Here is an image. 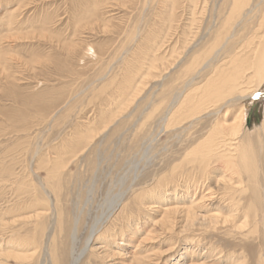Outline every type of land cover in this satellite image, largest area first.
Returning a JSON list of instances; mask_svg holds the SVG:
<instances>
[{
    "label": "rangeland",
    "instance_id": "obj_1",
    "mask_svg": "<svg viewBox=\"0 0 264 264\" xmlns=\"http://www.w3.org/2000/svg\"><path fill=\"white\" fill-rule=\"evenodd\" d=\"M210 1L209 5L205 6V15L200 16L199 33L208 36L209 27L212 32H215V29L223 25L225 21L224 24L234 26L236 30V44L233 45L232 41L234 48H240L244 42H247L251 44V48L254 47L246 49L249 54L253 53L254 49L259 51L264 41V0H254L253 5H258L257 19L253 17L254 19L249 22L245 21L246 23L243 22V24H239V19L233 20V18L230 21L231 18H228L230 8L228 4L231 0ZM166 3L171 6V0H99V2L98 0H0V36L4 40L0 49L2 52V64H0V220L2 221H0V253L12 252L13 249L17 253L20 252L21 244L29 235L26 230L32 237L35 235L33 224L25 221L10 226L11 228L3 225L22 217L17 216L20 212L18 209L24 206L23 202L27 204L29 202L27 200L30 199L26 196L27 194H23L24 191L30 194L37 191L42 195V191H46L48 197L54 201L57 215L61 213L60 208L63 207L71 223L80 217L78 228L84 229L81 234L82 240L96 216L110 208L111 199L113 201L119 192L132 187L125 198L127 208L124 212L121 209L116 211L107 223L109 227L105 225V228H108L107 236L118 235L120 231H123L124 240H126L124 243L117 242L119 246L116 247L117 249L114 247L124 255L117 259L111 257L110 264L112 262L132 264L131 262L134 261L138 264V260L142 262L141 264H189L193 260H200L203 254H208L210 249L212 251L216 247L223 249L225 253L230 252L232 256L241 255L239 249L231 246V243H234L231 241L233 226L221 227L220 232H216V236L211 238L208 227L191 222L188 224L185 213L171 215L167 221H162L160 217L162 210L159 209L161 208L159 207L161 201L158 199L159 196L168 194L166 197L170 199L169 193L181 182L180 175L183 172L187 173V167L183 166L184 168L179 169L182 164V155L186 154L183 152L185 149L179 143L180 141L168 132L160 133V124L157 123L159 117L158 119H147L148 113L145 112L150 100L157 102L162 100L163 90L168 86H174L175 84L171 83L173 77L179 70L186 67L187 58H181L180 62L173 67L169 66L173 60L167 65H165L166 61L162 60L159 62L164 69L158 68L150 72L152 76H147L146 65L149 59L155 56L156 59L164 57L168 61L171 50L179 49L176 46L180 47L181 40H183V37L180 38L181 27L178 29L179 18L170 23V27L173 26L172 30H166L167 17L170 18L167 14L170 9ZM182 12L179 10L176 15L179 17ZM11 14H18L21 23L12 33H7L5 24L7 25ZM183 14L186 24L190 16ZM48 18L49 21H46ZM259 21H263V24L259 25ZM212 22H214L213 25ZM237 24L239 25L236 28ZM193 29L196 30L195 26ZM159 37L162 39L159 40ZM59 40L61 44H68L74 40L77 46L76 54L80 57L91 46L100 54L98 61L90 57L80 63L77 61L79 57L73 58L71 50L62 51L60 49L58 43L55 42ZM153 43L157 46L154 47ZM160 47L163 48L160 50ZM63 61L70 63L74 72L59 71ZM177 61L179 59L175 55V64ZM4 65L10 66V73L3 70ZM139 67L144 68L140 70ZM156 75L161 78L153 80L151 77ZM10 76L16 78L12 79ZM159 81L160 83H157ZM261 90L264 91V86ZM262 94L257 97L258 99L246 101V105L248 103L247 120L249 118L247 125L252 130L264 118V92ZM106 126H108L107 129H104ZM87 129L90 130L89 137L91 138L87 139V135L85 136L86 142L90 144L88 150L76 159L70 158L73 156L71 149H81L71 144L77 137L75 135ZM63 145H66V148ZM62 154L66 155L63 157ZM59 155L58 159L67 158L65 162L68 168L61 172L58 176L59 180L57 178L50 180L47 170L41 169L44 167H39L38 163L44 157L45 162L50 157L57 158ZM137 171L138 180L134 182L133 178ZM28 173H30L29 176ZM36 184L39 191L34 187ZM23 185H25L24 188ZM180 192L179 190L180 198L186 199L184 191ZM134 194L136 196L141 194V197H135ZM57 197L62 198L58 208L55 201ZM33 200L32 197L30 201ZM20 203L22 206L19 205ZM150 204L158 205V208L149 209L146 205ZM160 206L163 207V205ZM139 207L142 210H138ZM34 208L30 211L31 213L34 212ZM40 208L45 209V207ZM16 209L19 212L15 215ZM44 220H46L45 227H49L46 235L51 236L54 232V217L51 221ZM156 220L159 223L162 222V225ZM181 228L184 232L180 231ZM133 233H136L135 238L129 241ZM41 240L47 247L48 238L44 236ZM140 240L141 246L137 247ZM197 240L200 247H197ZM1 247H4L2 248L4 252ZM49 252L47 248L40 258V263L36 260L31 263L48 264L49 262L52 264ZM136 252L141 253V255L137 254V257L140 256L137 260L132 257ZM99 260L94 261L93 258L88 259L86 256L82 264H109L108 261ZM6 262L8 264H31L24 261L18 262L13 258H8Z\"/></svg>",
    "mask_w": 264,
    "mask_h": 264
},
{
    "label": "bare ground",
    "instance_id": "obj_2",
    "mask_svg": "<svg viewBox=\"0 0 264 264\" xmlns=\"http://www.w3.org/2000/svg\"><path fill=\"white\" fill-rule=\"evenodd\" d=\"M209 1L210 0H173V1L171 0V6L166 3L170 9L169 11H167L169 12L167 14L169 15L170 18L168 19L167 17L168 21L166 22L168 23L166 24L168 25L166 27V30L167 31L170 30L173 27V26L170 27L171 25L170 23L173 22L174 19L176 20L179 18L178 22L180 26L178 24L177 25H178V29H180L181 27L180 38L183 37L182 38L183 40H181L180 47L178 45L176 46L179 49L177 50L175 49V51L171 50L170 52L171 56H169L168 61L165 60L164 57H162L163 58L162 59L159 56L161 59L159 58L156 59L154 58L155 56H153L151 57L152 59H149V63L147 65L145 64L147 66V71H148V73L146 72L147 76H152L153 74L150 72H154L158 68L164 69V67H162L163 65L159 61L162 62V60H164L166 61L165 65H167L170 63V61L173 60L172 63L173 62L174 63L169 64L170 67H173V65L176 66L180 62L181 58H187V61L185 63L186 67L184 69L179 70V72L176 73L177 75L174 76L172 79L171 83H174L175 85L168 86V88L163 90L161 96L162 100L160 102L150 100L147 107L145 108V112L148 113L147 119H154V118L158 119L159 117L160 123L159 122L157 123L160 124L159 125L160 127L159 126L157 127H159L160 129V133L168 132L170 133V135L178 139L180 141L178 142L182 144L181 146H183L185 149V151H183L184 154L186 153L185 155H182L183 156L181 158L182 164L179 166L180 167L179 169H182V167L185 166L187 167L186 168L187 173L184 174L183 172L180 175L181 182L180 184H178L177 187L175 186L176 189L172 190L169 193L170 194L169 196H171L170 199L166 197L168 194L159 196L158 199H160L161 201L160 203L159 201L157 203L163 205V207L159 205V207H161L159 209L162 210V213L160 211L159 212L162 215L161 216L158 214L156 215L160 216L162 221H167L169 220V217L171 215L174 216L185 213L187 214L186 217L187 223L188 222L189 223L191 222L192 224L197 223L202 227L203 226L208 227V229H210L209 236L211 238H214V236H216V232H218L221 227H226L228 225H230L231 227L233 226L234 231L233 232L231 231L233 233L231 241H234V243L232 242L231 246L233 245L234 249L235 248L239 249V251H241L240 252L241 255L232 256L230 255V252L225 253L223 249L216 247L214 245L216 247L213 248L214 250L212 251L211 249L210 251L207 250L208 254L205 255L203 254L200 260L198 261L193 260L189 264H264V118L262 119L261 123L258 126H255V129L252 130V128L248 127L247 125L248 103L246 105L247 100L260 97L261 95H263L262 92H264L263 90H261V88L264 86V41L262 43L260 42L261 45L259 47V51H257V49L256 50L254 49L255 51L253 50V53L250 54L248 53V50L246 51L248 47L251 48L250 43L244 42L243 43L244 45L241 46L240 43L241 41H240L239 43L241 47L239 46L240 48L238 47L234 48L232 46V41H233V45H235L236 44L235 38L237 36V33L235 32L236 30L234 26L230 27L229 25L224 24L225 21L223 25L215 29L216 30L215 32H212V30L209 27L207 29L209 33L208 36H206V34L204 36L203 34H201V32L199 33L198 23L201 20L200 16L205 15L206 13L205 6L209 5ZM254 2H255L254 0H231L228 4V7H230L228 18H231L230 21H232L233 18H234L233 20L239 19L240 20L239 24H243V22L245 21L249 22L252 19H254L257 16L256 11L258 9V5L256 6L253 5ZM179 10L183 11L182 14L185 13V15L190 16L189 17L190 19H188V21L186 20L187 22L186 24L184 23V14L183 15L180 14L179 17L178 15H176ZM11 15L12 16L9 17V21L7 22V25L5 24L8 31L7 33H12L14 30H16L19 23H21V20L18 19V14L17 15L11 14ZM46 21H49V18ZM263 21H259L260 22L259 25L263 24ZM163 22L165 23V21ZM213 23L214 22H212V25ZM239 24H237L236 28L238 27ZM173 25L175 24L173 23ZM182 25H184V27H182ZM194 26L196 30L193 29ZM43 28L45 27L43 26ZM171 35L173 36L172 33ZM159 36L161 35L159 34ZM1 37L2 36H0V49L2 47L1 43L2 41H4L3 38ZM166 38L167 37H165V39ZM161 39L162 38H160L159 40ZM170 39H172V37ZM60 40L59 42L55 41L58 43L57 45L60 46V49L62 51L64 49L71 50L70 52L73 58L79 57L77 61H79L80 63L82 61L84 62L90 57L98 61L100 54H98L97 51L94 50V48H92L91 46H89L86 49L87 51L84 52L80 57L76 54L77 46L74 40H72L68 44H61L62 42H60ZM161 44L163 45V43ZM153 46L156 47L157 44L155 46L153 43ZM161 48L163 47H160V50ZM147 52L149 51L147 50ZM162 52L164 51L162 50ZM152 53L153 51L151 52V54ZM175 55L179 59V61H177L176 64H175ZM1 56H2V52L0 50V64H2ZM155 62L157 64L160 63V65H156ZM3 68L4 71L10 73L9 72L10 66L4 65ZM143 68H140V70L141 69L143 70ZM63 70L64 71L69 70L70 72L73 71L74 69L72 66H70V63L63 61L62 67L59 69V71L63 72ZM10 78L15 79L16 77L10 76ZM151 78L153 80H158L161 78V76L156 75ZM162 79H164V77H162ZM157 83H160V81ZM125 88L127 89L126 86ZM107 127L108 126H106L104 129H107ZM159 129H157V131H159ZM81 131L82 132L84 131V133L82 132L81 134L77 133V135H75L77 137H75L74 139L72 138L73 143H71L72 141L70 142L71 144L74 145V147L77 146V148L79 149L81 148L80 150L78 149L73 150L69 148V150L71 149L73 154V156L70 157L72 159H76L82 154H84V152L88 150L89 148L88 146L90 145L85 140L86 135H87V139L88 138L91 139L89 137L90 130L87 129ZM63 146L65 147L66 145ZM66 154H62L63 157ZM49 156L51 155L49 154ZM52 157L47 159V161L45 162H44L45 157L43 158L44 160L40 159L38 165L39 167H44L41 169L47 170L48 179L54 180L55 178H57V180H59L58 176L61 175V172L63 170L68 168V164H66L65 162L67 158L58 159L60 158V155L57 158H52ZM11 174L12 173H10V175ZM29 174L30 173H28V176ZM138 175L139 173L137 171L136 175L133 178L134 182L138 180L137 179ZM172 179H174V175ZM165 180L163 181L164 183L166 182ZM168 181L169 180H167V182ZM24 186L25 185H23V188ZM34 187L38 190L37 184L34 185ZM54 189L56 190V188ZM131 190L132 187L125 190L124 192H119V194H117V196L115 197V199H113V201L111 199L110 208H108L106 211L101 212L100 215L96 216L94 221H92L91 225L88 227L89 228L88 233L85 234L86 236L84 238L82 237V240H81V234L83 233L84 229L78 228V226H80L79 225L80 217H77L71 223V220L68 219V217H66L64 209H62L63 207L60 208L62 215L61 213L57 215V212L55 213L56 207L54 201H52V199L48 197L49 195L46 191L44 192L42 191L43 195L37 191L34 194L32 193L30 194L29 192L24 191L23 194H27L26 196L30 197V199L27 200L29 202H27V204L23 202L24 206H22L21 203L19 204L22 206V207L20 206L21 208L19 207L20 209H18L20 212L17 209L15 210V215L16 212H19L17 216L18 217L22 216V217H20L19 219L15 218L16 220L14 219L13 221L11 222L9 221L8 223L3 225L5 227L8 226L9 228L10 226H15L21 224L22 221H25L28 224L31 225L33 224V230H35V235L32 237L29 231L26 230V232H28V234L31 237H29V235H27L26 237L24 236L26 240L24 243L21 244L22 247L20 246L21 251L17 253L13 249L12 252H5V253L1 252L0 264H8L6 262L8 258H13L18 262L24 261L31 263L33 262V260H36V262L40 263L39 262L41 260L40 258H42V255L44 254L47 248L50 251L49 255L52 264H82L86 256L88 259L93 258L94 261L100 259L101 261L104 260V261H108L109 263L112 261L111 257H116V259L122 257L124 254L120 252V250L118 251L116 249L119 247L117 246L118 244L117 242L121 241V243H124L126 241L124 240L125 234L123 233V231H120L118 235L109 234L110 236H107L106 233L108 228L106 229L105 225H107V223L111 220V218H113V215L116 213V211L121 209V211L124 212V210L127 208V205H125L126 204L125 198L128 196V193ZM179 190L181 192L184 191V193L187 196L186 199L180 198L178 194ZM38 193L39 195L40 194L41 195L39 196ZM148 193L149 192H147V194ZM137 196L135 195V197ZM32 197L34 198V200L30 201ZM138 197H141V194ZM60 199L62 198L57 197L55 200L57 204V208L59 206ZM135 200L136 199H134V201ZM31 206H33L32 210H30ZM146 206L149 209L158 208V205H154V204H150ZM40 207H45V209L43 208L44 210H41ZM33 208L35 210L33 213H31L30 211H33ZM140 209L141 208L139 207L138 210ZM8 213H10V211ZM9 215L14 216L12 214ZM53 217L55 221L53 225L54 232L51 236L48 234L46 235L48 230L47 228L49 227H45L46 220L44 219H48V221L49 220L51 221ZM156 222L158 221L156 220ZM161 223L159 224L162 225ZM49 224L50 223H48V225ZM107 226L109 227V225ZM161 227L163 230L164 229L163 226ZM158 228L160 227L158 226ZM182 228L180 231L184 232L182 231ZM228 233H230V231ZM132 235L133 236L131 237V239H129V241H133L132 238H135L136 233L135 234L133 233ZM44 236L48 238L49 247L48 246L46 247L45 243L41 242L42 241L41 239ZM147 238L146 240H148ZM3 240L6 241L5 239ZM224 242H226L225 239ZM140 243L141 240L139 244H137L136 246L137 247L141 246ZM142 243L144 242L142 241ZM8 245L11 246V244ZM23 247L26 248V250H24ZM114 247L117 248L115 249ZM197 247H200L199 243ZM2 248L4 247H1V250ZM128 253L131 254L130 252ZM137 254L141 255L140 252H136L132 256L136 260L140 258V256L137 257ZM133 258L132 260H134ZM158 258L160 257L158 256ZM134 262L131 263L135 264ZM138 262H139L138 264L142 263L140 260H138ZM48 264L50 263L48 262ZM111 264H116V263L112 262ZM119 264H121V262Z\"/></svg>",
    "mask_w": 264,
    "mask_h": 264
},
{
    "label": "trees",
    "instance_id": "obj_3",
    "mask_svg": "<svg viewBox=\"0 0 264 264\" xmlns=\"http://www.w3.org/2000/svg\"><path fill=\"white\" fill-rule=\"evenodd\" d=\"M248 121H249V118H248Z\"/></svg>",
    "mask_w": 264,
    "mask_h": 264
}]
</instances>
